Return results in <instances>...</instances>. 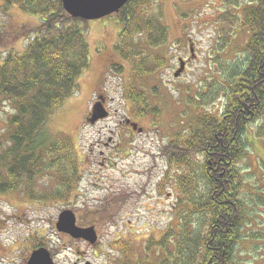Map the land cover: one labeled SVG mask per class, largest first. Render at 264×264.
I'll list each match as a JSON object with an SVG mask.
<instances>
[{"label":"rangeland","instance_id":"1","mask_svg":"<svg viewBox=\"0 0 264 264\" xmlns=\"http://www.w3.org/2000/svg\"><path fill=\"white\" fill-rule=\"evenodd\" d=\"M56 1L65 9L63 0ZM154 2L155 10L148 7L144 14L160 12L168 39L152 47L145 32L136 42L149 49H140L138 56L125 59L116 50L122 30L117 16L87 24L90 66L79 79L78 91L43 129L44 138L56 143L54 152L44 153L36 174L19 179L16 189L0 190V264H25L37 246L56 252V264H75L78 257L83 258L78 264H121L115 242L128 246L132 264H158L159 248L150 245L146 251L145 244L176 224L183 207L178 203L183 197L176 186L178 172L168 169L162 148L176 132L195 125L201 108L215 112L222 107L224 92L221 95L215 85L245 60L248 32L236 29L226 44L218 21L223 0ZM44 3L38 0L33 13L17 1L0 0V62L9 52L22 53L36 36ZM157 56L163 57L162 65H156ZM180 58L186 64L176 78ZM141 67L156 69L138 76ZM131 88L146 91V115L138 114L135 101L125 96ZM99 94L108 98L110 113L93 122L91 111ZM1 102L0 142L16 113L14 101ZM128 118L137 124L135 130L126 123ZM259 125L247 130L239 164L248 216L237 245L242 264H264V137ZM66 209L75 211L79 225L96 227L97 243L74 240L57 230Z\"/></svg>","mask_w":264,"mask_h":264},{"label":"trees","instance_id":"2","mask_svg":"<svg viewBox=\"0 0 264 264\" xmlns=\"http://www.w3.org/2000/svg\"><path fill=\"white\" fill-rule=\"evenodd\" d=\"M13 1L37 11L38 0H7L8 4ZM223 2L218 19L222 40L227 44L236 29H244L248 32L247 56L215 85L221 95L224 92L222 107L215 112L201 108L195 125L176 132L162 148L168 169L178 172L176 186L183 195L178 203L183 207L176 224L145 244V248H159L158 264H242L237 245L248 216L241 199L246 180L239 164L250 125L260 123L258 131L264 137V0ZM148 7L155 10L154 0H129L112 14L122 24L116 50L125 59L149 49L136 42L145 32L152 47L167 42L160 12L146 15ZM41 16L36 36L26 49L20 54L9 52L0 62V106L2 100L16 103V113L0 142V190L5 192L16 189L19 179L33 177L46 159L44 153L54 152V140L44 138L45 124L78 91L79 79L91 63L89 21L71 16L56 0H45ZM131 35L138 36L130 39ZM163 61L157 56L155 63L162 65ZM156 67H141L136 72L152 75ZM146 94L137 88L125 92L142 116L150 108ZM115 245L120 263L132 264L128 246Z\"/></svg>","mask_w":264,"mask_h":264},{"label":"water","instance_id":"3","mask_svg":"<svg viewBox=\"0 0 264 264\" xmlns=\"http://www.w3.org/2000/svg\"><path fill=\"white\" fill-rule=\"evenodd\" d=\"M129 0H63L65 10L73 17H80L85 20L99 19L112 13L118 12ZM181 66L175 73L178 77L185 69V61L180 59ZM108 115L103 105V100L94 105L93 122ZM133 127L137 124L132 123ZM139 130L142 131V128ZM59 232L70 235L75 239H85L90 243H96L98 235L95 226L81 227L77 224L76 213L66 209L59 215L56 223ZM26 264H55L51 252L46 247H38L30 254ZM90 264V263H87Z\"/></svg>","mask_w":264,"mask_h":264},{"label":"flooded vegetation","instance_id":"4","mask_svg":"<svg viewBox=\"0 0 264 264\" xmlns=\"http://www.w3.org/2000/svg\"><path fill=\"white\" fill-rule=\"evenodd\" d=\"M101 95H103L102 97H104V100H105V106L108 108V106H107V100H108V98H107L106 95H104V94H99V96H101ZM99 96H98V97H99ZM108 110H109V109H108ZM131 121H133V120L131 119ZM126 123H128L127 120H126ZM81 260H83V258H82V257H78V263H80Z\"/></svg>","mask_w":264,"mask_h":264},{"label":"bare ground","instance_id":"5","mask_svg":"<svg viewBox=\"0 0 264 264\" xmlns=\"http://www.w3.org/2000/svg\"><path fill=\"white\" fill-rule=\"evenodd\" d=\"M77 224H78V221H77ZM79 225V224H78ZM79 226H81V225H79Z\"/></svg>","mask_w":264,"mask_h":264}]
</instances>
